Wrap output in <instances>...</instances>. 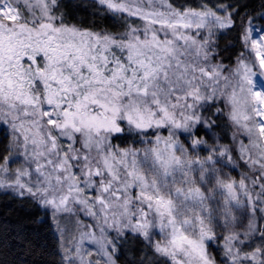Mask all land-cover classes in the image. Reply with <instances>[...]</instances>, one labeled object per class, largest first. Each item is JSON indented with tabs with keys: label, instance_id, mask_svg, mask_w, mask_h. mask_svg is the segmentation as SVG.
Returning a JSON list of instances; mask_svg holds the SVG:
<instances>
[{
	"label": "snow or ice",
	"instance_id": "snow-or-ice-1",
	"mask_svg": "<svg viewBox=\"0 0 264 264\" xmlns=\"http://www.w3.org/2000/svg\"><path fill=\"white\" fill-rule=\"evenodd\" d=\"M0 264H264V0H0Z\"/></svg>",
	"mask_w": 264,
	"mask_h": 264
}]
</instances>
